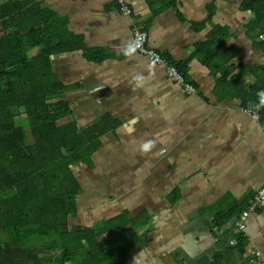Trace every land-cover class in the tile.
Returning a JSON list of instances; mask_svg holds the SVG:
<instances>
[{"label": "crops", "instance_id": "1", "mask_svg": "<svg viewBox=\"0 0 264 264\" xmlns=\"http://www.w3.org/2000/svg\"><path fill=\"white\" fill-rule=\"evenodd\" d=\"M18 1L50 12L62 34L106 56L89 62L81 48L51 56L70 110L59 124L100 132L87 136L97 139L89 160L73 167L80 193L68 225L146 220L125 264H249L254 251L264 254V210L251 213L243 231L237 226L264 186V127L240 98L264 54L247 36L253 15L241 11L243 0H175L157 14L146 0H128L131 16L114 0ZM134 28L185 68L196 94H183L163 66L131 48ZM216 28L227 37L211 50L209 67L195 51ZM220 63L232 69L227 82L218 83ZM239 66L246 71L233 84Z\"/></svg>", "mask_w": 264, "mask_h": 264}, {"label": "trees", "instance_id": "2", "mask_svg": "<svg viewBox=\"0 0 264 264\" xmlns=\"http://www.w3.org/2000/svg\"><path fill=\"white\" fill-rule=\"evenodd\" d=\"M146 1L154 14L176 2ZM241 11L253 15L247 36L264 54V0H243ZM52 21L57 22L37 4L0 0V264H125L146 220L121 215L91 227L68 225L80 193L73 167L89 160L100 132L93 131L98 126L81 133L73 123L59 124L70 110L51 56L79 48L89 62L100 63L106 56L68 38ZM226 34L216 28L212 39L196 49V57L212 67L209 54L213 47L214 53L219 50ZM33 49L38 50L29 57ZM171 64L185 75L183 66ZM238 68L233 84H240L246 71ZM222 69L220 63L218 83L227 82L232 70ZM250 71L255 82L252 87L241 84L240 98L264 127V67ZM92 133L96 138L87 137ZM88 138L92 142L87 145Z\"/></svg>", "mask_w": 264, "mask_h": 264}, {"label": "built area", "instance_id": "3", "mask_svg": "<svg viewBox=\"0 0 264 264\" xmlns=\"http://www.w3.org/2000/svg\"><path fill=\"white\" fill-rule=\"evenodd\" d=\"M114 2L123 14L127 16L132 15L133 10L128 0H114ZM131 48L145 56L151 66H163L166 70L168 79L176 84L183 94L194 95L197 93L196 87L185 79L184 75L176 66L171 64L168 58L148 46L147 34L145 31L138 28L132 30ZM248 112L252 113L255 118H258L256 112H251L250 110H248ZM260 210H264V186L258 190L247 209L243 211L238 218L237 226L239 230L243 231L245 229V222L251 213ZM249 264H264V254L260 251H254L253 254L249 256Z\"/></svg>", "mask_w": 264, "mask_h": 264}, {"label": "clouds", "instance_id": "4", "mask_svg": "<svg viewBox=\"0 0 264 264\" xmlns=\"http://www.w3.org/2000/svg\"><path fill=\"white\" fill-rule=\"evenodd\" d=\"M149 148H150V145L149 144L143 145V150L144 151H147Z\"/></svg>", "mask_w": 264, "mask_h": 264}, {"label": "rangeland", "instance_id": "5", "mask_svg": "<svg viewBox=\"0 0 264 264\" xmlns=\"http://www.w3.org/2000/svg\"><path fill=\"white\" fill-rule=\"evenodd\" d=\"M16 124L19 125V126H24V124L21 121H19V120H16Z\"/></svg>", "mask_w": 264, "mask_h": 264}]
</instances>
